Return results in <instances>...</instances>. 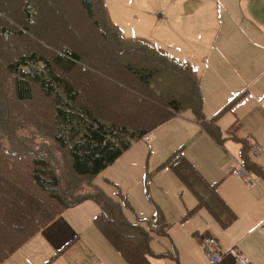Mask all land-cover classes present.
<instances>
[{"label": "trees", "instance_id": "obj_1", "mask_svg": "<svg viewBox=\"0 0 264 264\" xmlns=\"http://www.w3.org/2000/svg\"><path fill=\"white\" fill-rule=\"evenodd\" d=\"M58 11L66 28L75 25L72 30L50 26ZM78 13L88 21L82 35L73 20ZM15 25H22L23 37L37 41L39 36L45 46L26 42L24 49H17L21 43L10 29ZM68 33L73 41L86 37L90 47L84 38L75 49L66 39ZM98 64L103 70L96 76ZM201 86L191 64L148 38L123 34L111 22L103 0H0V264L84 200L99 206L94 225L127 264H154L152 258L179 264L173 246L171 252L160 253L150 248L152 235L167 234L156 206L149 232L141 219L125 218L128 202L121 193L115 200L82 180L98 175L133 141L187 107L202 130L220 143L218 124L203 118ZM183 149L180 144L165 163L197 200L185 218L206 207L218 225L227 228L236 214L219 195L217 183L206 181ZM248 150L245 143L240 151L244 166L260 175ZM204 235L218 240L202 234L201 245Z\"/></svg>", "mask_w": 264, "mask_h": 264}, {"label": "rangeland", "instance_id": "obj_2", "mask_svg": "<svg viewBox=\"0 0 264 264\" xmlns=\"http://www.w3.org/2000/svg\"><path fill=\"white\" fill-rule=\"evenodd\" d=\"M1 1L7 2L8 0ZM103 3L111 22L118 25L123 34L148 38L167 49L170 55L178 60L188 62L185 58L179 56L181 53V46L179 45L181 39H199L208 47L212 45L211 40L204 38L202 36L203 31L196 25L201 15V13L194 12L198 0H103ZM255 7L260 9V16L264 14V0L258 1ZM54 18L55 25H50L51 27L56 30L66 28L59 11ZM226 19V17H218L215 23L216 27L219 29V25ZM73 20L77 21L78 27H80L79 33L82 35L88 21L79 13ZM43 22L46 23L48 20ZM74 26H67L69 30L66 29L70 31ZM10 29H12L14 37L21 43L17 48L19 50L24 49L26 42L45 46L39 36H36L37 41L31 37H23L21 35L22 25H15ZM25 29L23 28V30ZM40 31L42 30L40 29ZM68 36L66 39L75 49L80 47L79 42L84 41V38L86 45L90 47V41L86 40V37L78 36L73 41L70 38V33H68ZM48 37L51 38L50 35ZM2 44L6 43L3 42ZM29 45L31 46V44ZM45 49L49 48L46 47ZM209 53L212 54L211 49ZM209 58L212 62V55ZM188 63L196 69V64ZM97 67L98 72L95 75L99 76L103 70V65L98 64ZM196 72L199 76L202 75V72H198L197 69ZM207 72V69H205L204 74ZM204 74L202 84L206 83V75L204 77ZM210 95L212 96L210 89L204 87L202 92L204 99L202 114L204 113L203 118L210 124H218L220 127L222 132L221 143H217L200 129L199 121L194 118L192 109L187 107L182 113L160 125L150 134L133 141L128 150L98 175L82 180L84 186L88 188L96 186L106 196L115 200L120 199L117 193H121L128 202V206H123L125 218L129 221H134L136 218L141 219L143 226L149 232L153 223L150 220L154 216L156 206L162 214L164 224L167 227V234L160 237L152 235L150 248L154 253H160L172 249L173 246L177 250L179 264H182V258L183 264H203V261L194 252L195 250L190 249L192 246H197L199 234L195 231L196 224H198L197 229L200 231L203 227L202 224L209 223V225L202 228L203 230L211 226V220L213 224H215V221H213L212 214L206 212V215L202 216L201 211H198V209L185 218L187 212L195 207L197 200L193 193L183 185L171 166L165 163V159L180 144H184L183 152L187 159L204 176L213 179L210 180L205 176L208 180L217 182L216 187L219 189L220 184L217 180L225 171H231V176L238 178L235 176V171L239 166H244L240 151L245 143L251 144L249 134L245 132L244 128H237L235 125L236 120L239 121V124L242 121L237 118L224 119L226 114L233 113L236 105L232 102L234 98L223 102L222 96H218L216 98L217 105H222L221 108H226V110L220 114L217 111L212 116L206 117L209 115V111L206 110L208 108L205 101ZM230 104L232 106L227 108ZM46 113H48V110H46ZM217 114L219 115L212 119ZM250 125L255 127V130L260 129V116L253 114L247 119V131ZM233 131H235L236 139L230 135ZM247 157L251 162L260 165L262 157L260 154H254L248 150ZM246 169L251 170L249 175L253 180V184L250 186H253L259 178L258 173L250 167ZM238 182L246 186L240 178H238ZM99 210L100 208L95 201L84 200L62 212L54 221H63L72 230V234L69 231L60 233L62 243L64 242V245H66L63 251L65 252L64 261L91 264L90 258L99 257L94 259V264H101L102 260L106 263H111L114 260L111 264H127L94 225L93 219L99 213ZM201 210L207 209L203 207ZM54 222L51 224L56 226ZM31 248L33 249L29 250ZM28 250L29 254L23 256ZM188 250L189 258L185 260ZM55 252V249L50 252L44 244L33 237L25 243V246L23 245L1 264H53L52 260ZM192 253L193 257L199 260V263L195 259H193V263L191 262L190 256ZM202 256L207 264H211L204 252ZM152 260L154 264H176L171 259L152 258Z\"/></svg>", "mask_w": 264, "mask_h": 264}, {"label": "crops", "instance_id": "obj_3", "mask_svg": "<svg viewBox=\"0 0 264 264\" xmlns=\"http://www.w3.org/2000/svg\"><path fill=\"white\" fill-rule=\"evenodd\" d=\"M258 1L260 0H198L194 12L201 13V15L196 25L203 31L202 36L211 40L212 45L208 47L201 40L192 38L181 39L179 44L181 46L179 56L196 64L198 72H202L200 75L201 92L205 87L209 88L212 93V96H208L205 101L208 108L206 110L209 111V115L206 117L212 116L217 111L221 113L224 111L221 108L222 105H217L216 98L218 96H222L223 102L234 98L233 104L236 105L233 113L226 114L224 119L237 118L242 121L237 128H244L245 132L249 134V142L263 147V151L260 153L262 156L260 165L257 164L261 174L258 175L259 178L253 186H243L238 182V178L231 176V171L228 170L218 177L217 181L220 187L217 191L236 214V219L227 228L220 227L215 220H213L215 221L213 224L211 220L212 224L209 228L202 230L209 223L202 224V231H198V224H196L195 231L199 234L197 246H192L190 249L195 250L194 252L203 261V264L207 263L202 256V245L199 242V237L202 234H211L217 237L224 252L219 262L213 263L209 260L211 264H235L232 256L226 253L229 248H236L248 258L251 264H264V14L260 16V9L255 7ZM220 16L227 19L219 25L218 29L215 23ZM210 49L212 54L209 53ZM211 55L212 62L209 58ZM205 69L208 72L204 74ZM203 74L204 77L206 75V83L202 84ZM253 114L260 116V129L255 130V127L250 125L247 131V119ZM236 121L239 123L238 120ZM200 129L202 130L201 127ZM231 136L236 139L235 133L234 136ZM221 141L219 142L221 143ZM198 172L206 181L212 182L210 180L213 179L205 175L210 179L208 180L199 170ZM201 209L198 211H201L202 216L206 215V212L211 214L208 209ZM54 223L56 226L51 224L40 231L42 234L39 232L33 237L44 244L50 252L56 250L52 260L53 264H79L64 261V250L56 257L59 254L56 255L57 250L64 246L60 233L69 231L72 234V230L63 221ZM193 234L195 235V233ZM29 250L23 256H27ZM95 258L99 257L90 258L91 264H94ZM188 258L189 250L185 260ZM190 258L192 263L193 259L196 260L193 253ZM196 261L199 263V260ZM111 263L101 261V264Z\"/></svg>", "mask_w": 264, "mask_h": 264}, {"label": "built area", "instance_id": "obj_4", "mask_svg": "<svg viewBox=\"0 0 264 264\" xmlns=\"http://www.w3.org/2000/svg\"><path fill=\"white\" fill-rule=\"evenodd\" d=\"M249 150L254 154H260L263 148L253 143L249 146ZM249 171L244 166H239L235 171V176L240 178L247 186L253 184ZM201 240L203 252L206 258L213 263L219 262L223 257V252L218 240L210 235L203 236ZM227 254H232V256H234L235 264H251L248 258L237 252L235 249H229Z\"/></svg>", "mask_w": 264, "mask_h": 264}]
</instances>
